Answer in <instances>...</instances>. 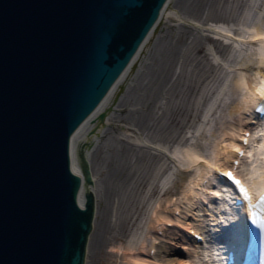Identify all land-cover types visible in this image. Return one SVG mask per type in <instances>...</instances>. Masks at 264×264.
<instances>
[{
  "label": "water",
  "instance_id": "95a60500",
  "mask_svg": "<svg viewBox=\"0 0 264 264\" xmlns=\"http://www.w3.org/2000/svg\"><path fill=\"white\" fill-rule=\"evenodd\" d=\"M166 2L0 0V264H85L96 202L71 138Z\"/></svg>",
  "mask_w": 264,
  "mask_h": 264
},
{
  "label": "bare ground",
  "instance_id": "6f19581e",
  "mask_svg": "<svg viewBox=\"0 0 264 264\" xmlns=\"http://www.w3.org/2000/svg\"><path fill=\"white\" fill-rule=\"evenodd\" d=\"M222 1L223 0H184L181 3L187 17L191 19L198 20L204 18L207 21H221L222 18L226 20L229 16L228 9L220 4ZM176 5L177 0L167 1L163 13L161 14L162 16L159 19V23L155 29L147 35L148 37H146L142 43L138 53L121 75V78L116 81V84L112 87L108 96L104 98V101L99 105L97 110H95L93 115H91V117L78 129V132L73 135L72 151L74 156L72 165L76 173L78 172L82 175V169L79 165L77 155L80 150L86 154L88 162L91 163L90 154H87L85 148L89 146V143L92 144L97 141L98 137L103 134L104 127L107 124L110 125L116 121V119L120 120L121 114H130L128 106H125L123 102L115 106L117 113L114 118L109 117V111L114 108L115 101L122 87L131 80L139 63L142 62L145 57L147 58L148 53H152L153 50L156 57L154 58L155 60L150 63L153 64V66L151 67V72L147 74L148 80H146V83L143 82L141 84L137 98L133 99L131 103V105H133L132 111L136 110V116L130 121L129 129L139 135L147 131V136L151 139V142H163L167 144V142L174 140V135L172 134H174L177 129L184 127V125L189 123L194 117L193 112L186 110L184 105L177 103L175 105L176 107L171 112L169 125L165 126L164 129H162L163 126L158 128V121H153L150 118V116H152L150 111L153 109L152 107L155 104L154 102L156 101L157 94L161 93L164 95V91H167L165 90L166 85L168 81H170L169 79H171L169 73L180 59L179 52L182 54L181 50H185L183 46L185 43L183 44L181 41H186L190 38L188 34L184 37L183 35H179L175 37L174 41H171V44L162 49L158 47L156 49L153 48V46L151 48L159 24L164 20L163 18L166 13L174 9ZM205 12L206 17L202 15ZM194 26L199 29L201 25L194 24ZM236 35L238 39H242V41L247 40L244 34L236 33ZM246 35L256 40L258 43H261V46L258 48L260 59L256 60V62H252L251 59H249L252 57V54L246 56V61L243 62L242 60L239 64L240 66L237 68L238 71L233 77V90H235L236 96L231 100L228 106V119L223 121L219 129L215 130L217 132L212 134L213 137H210V143L207 145L208 147L187 146L183 148V160L186 166L184 168H177L175 179L172 181V185L164 192L165 196L163 199L158 200L149 208L147 212V218L149 219L146 222L147 228L144 237H142L138 243L130 242L120 245V247L116 249L115 247H113V249L111 248L112 250H110V253L112 257L115 255L113 254L115 250L119 251L120 249L121 255L120 257L118 256V258L121 264H185L193 258L196 260L199 259L201 262L203 258L212 260L210 257L214 254L212 251V249H215L214 243L209 244L211 250L205 247L202 248V246L199 247L200 245L194 240L190 232L191 229H193V231L199 230L204 233L203 235H205V238L207 235L210 239L214 236L213 238L215 240L221 241V236L226 235V233L223 232L222 222L226 223L228 226L236 222L234 207L231 206V203L223 199L221 203L218 204L215 199H213L212 195H210L214 187L216 185L220 186L221 184L218 179L219 171L225 172L228 168H232L233 159L240 160L242 163L241 171L246 181L250 183L251 189L258 193L264 190V118H258L257 113L254 112L255 105L261 99L264 100V22L257 23L255 28ZM222 36H224V34H222ZM204 39H206L205 41L208 43H213L218 53H226L229 49L228 46L232 43L229 38L227 39L228 43L224 42L223 45L220 39L211 35H204ZM187 42L188 41H186V43ZM181 43L182 45L178 46ZM154 46L156 47V45ZM178 49H180L179 52ZM210 54L211 53L204 48V44L199 42L196 37L192 39L190 43L188 42L182 66H185V63L189 61L193 65L192 74H190L191 76L188 79H185V83L182 84L177 92L172 90L177 83L175 80V83L171 86L168 97H172L174 92L180 96L193 95L195 100L202 97L203 91L198 88L199 81L201 80L200 78L202 77L200 73L204 69V63L210 60ZM180 77L181 74H179L177 80H179ZM100 113H106L105 120L101 121L99 119L98 115ZM122 120L125 119L123 118ZM255 121L256 124H254ZM156 130L158 132L154 134ZM248 131L251 132L248 138L250 143L244 144L243 139L246 137L245 132ZM127 146L126 149H121L122 153L119 154V158H117V162L115 163L119 165L117 167H120L121 162L124 161V158L129 153L132 155L130 158L131 160L134 158L136 159L135 164L142 161L143 165L133 170V168H130L126 163L124 164L125 169L123 175L131 179L125 187L129 189V193L131 194L128 202L130 204L128 207L129 209L124 210L126 214L123 216L121 223L123 226H126L127 223L129 224L134 218L132 211L135 206V197L138 195L141 197L143 192L144 194L142 197L144 201H148L150 199L149 196L153 197L154 194L159 191V186L158 184L151 185V177L155 180L161 179L166 168L170 167L164 162L167 167L162 170L163 172L161 173L159 170L164 167V164L156 170L157 163L159 162V153L142 150V148L134 144L131 145L128 143ZM241 150L244 154L240 157L238 152ZM107 161L108 160L105 158V161H103L104 163L98 167L100 168L99 171L111 167L110 162ZM113 169L116 170V166ZM122 182L124 183L125 180H120L121 185ZM106 187L102 194L106 196V198L109 196V199H111L113 195L109 194L110 191ZM89 188L92 189L95 194L97 208L96 218L93 221L94 228L92 234L89 236V244L87 246V252L89 253L86 256V261L88 262L89 258L91 260L96 257L100 258L101 256L105 261L110 260L111 254L105 250V247L107 246L106 244L111 241L109 240V236H111L109 232L111 231L109 225H106L104 222V207L103 209L101 208V217L97 220L100 202H98L97 197L99 195V189L95 183L92 186L83 185L80 192V199L83 202L84 192ZM146 188L147 190L145 191ZM216 191L220 196L229 197L228 193H223L219 190ZM107 193L109 194L108 196L106 195ZM122 202L123 199L119 197L120 215L123 213ZM144 205L145 202L142 207H144ZM222 207L224 208L223 211L221 209ZM158 240H160V243L157 244ZM153 248H159L161 250L159 251L160 253L158 254L155 252L152 254Z\"/></svg>",
  "mask_w": 264,
  "mask_h": 264
},
{
  "label": "rangeland",
  "instance_id": "374dc122",
  "mask_svg": "<svg viewBox=\"0 0 264 264\" xmlns=\"http://www.w3.org/2000/svg\"><path fill=\"white\" fill-rule=\"evenodd\" d=\"M184 0H177L176 9H172L168 11L164 16V20L159 24V28L155 32L154 41L151 45V48H160L166 47L171 44V41L175 40V37L179 35H183V37L188 34L190 38H188L189 43L192 39L197 38L199 42L204 44V48L209 51L210 60L204 63V69L201 71L202 77L199 81V89H202L203 95L199 97L198 100L194 99L193 95H178L176 92L180 89L183 83H185V79H188L192 74L193 65L187 61L185 66L183 65V60L185 59V50L188 45L185 40L181 41L184 45L185 50H181L182 54L179 52V61L175 67H173L169 73V79L166 85V92L164 91V95L161 93L157 94L155 104L153 105L152 111L150 113L151 120L158 121V128L169 125V119L171 117L172 110L176 107L177 103L184 105L186 110L193 112V118L189 121V123H185L184 127L177 129L174 134V140H171L165 143L160 142H151V139L148 138L147 131L144 133L135 134L133 130H130V121L136 116V110L132 111L133 105H131L133 99H136L139 94V88L143 82L146 83L148 80L147 74L151 72V67L153 64H150L154 61L156 55L154 54V50L152 53H148V57L144 58L142 62L139 63L138 67L135 69L134 74L129 82L124 85L118 94V98L115 101L114 108L110 109L109 117L114 118L116 112V105L121 103H125V106H128V111L130 114H121V119H116V121H112L110 125L107 124L104 127V132L101 136L98 137L97 141L94 143H89V146L85 148L87 154H90L91 168L94 173L95 185L99 189L98 202L99 203V213L97 214V220L101 217V208H105V217L104 222L106 225H109V240H111L105 250L110 253V250L113 247L119 248L120 245L133 243L142 239L146 234V222L149 218H147L148 210L155 202L158 200H162L164 192L167 188H169L172 184V181L175 179L177 168L185 167L186 163L183 160V148L187 146H207L210 143V137H213L212 134L217 132L215 130L219 129L221 123L228 119V106L231 103V100L235 98V90H233V77L234 74L237 73V68L240 66L239 64L246 61L247 57L252 55L249 59L252 62H256L259 60L260 53H258V48L261 46V43L257 41H252L251 37H248L246 34L251 32L253 28L259 22H264V0H223L220 4L224 5L225 8L228 9L229 16L225 20L222 18L221 21H210L203 19H191L187 17L186 12H184L182 8V3ZM173 14V15H172ZM206 17V12L202 14ZM194 24L201 25L199 29H197ZM230 32L231 36L233 34H244L247 40L244 41H235L232 38V43L228 46L229 49L224 52H216V49L213 46V43H208L204 39V35H211L217 39H220L222 44L227 42V37L222 36L225 32ZM237 36V35H236ZM179 44L178 46L182 45ZM156 45V47L154 46ZM179 48V47H178ZM173 70V71H172ZM205 72V73H204ZM204 73V74H203ZM179 74L181 77L177 80ZM147 76V77H146ZM146 77V78H145ZM168 77V76H167ZM175 87L172 89L176 92L172 94V97H168L169 91L171 90V86L175 83ZM121 113V112H120ZM118 113V114H120ZM125 120H122V119ZM134 123V122H133ZM131 123V124H133ZM158 131L156 130L154 134ZM135 145L137 147L142 148V150L151 151L155 153H159V162L157 163L158 170L164 162L170 166L166 168V163L164 167H162L159 171L162 173L165 168L164 174H162V178L154 179L151 177L150 182L151 185L158 184V192L154 194L153 197L149 196V203L147 200L144 201L143 194L142 198L140 195L135 198V206L132 213L134 214L133 220L126 226H123L122 220L124 210H128L130 204L129 189L125 187L128 182L131 181L130 177H125L123 175V171L126 165L133 168V170L142 167L143 163L135 164V158L130 159L132 155L129 153L124 161L121 162L120 167L116 165L117 158H119V154H121L123 148H127V144ZM208 147V146H207ZM106 160L110 162L111 167L103 169L99 171L98 168L101 164H103ZM129 160V161H128ZM128 161V162H127ZM134 163V165H133ZM116 166V170L113 168ZM122 171V172H121ZM117 178V179H115ZM119 178V180H118ZM115 179V180H112ZM120 180H125L120 184ZM107 186V187H106ZM107 188L108 193L112 196L109 199V194L103 196L102 192ZM148 188V186H147ZM145 189V191L147 190ZM119 197L123 199L122 209L123 213L119 214ZM145 202L144 207L143 203ZM129 204V205H128ZM127 206V208H126ZM122 217V218H121ZM96 220V221H97ZM98 222V221H97ZM112 248V249H111ZM159 249V248H158ZM156 251V253H160V249ZM111 254V253H110ZM115 255L111 254L110 260H103L102 256L95 259H88L87 264H121L118 256L120 257V249L119 251L115 250Z\"/></svg>",
  "mask_w": 264,
  "mask_h": 264
},
{
  "label": "snow or ice",
  "instance_id": "6c2138e0",
  "mask_svg": "<svg viewBox=\"0 0 264 264\" xmlns=\"http://www.w3.org/2000/svg\"><path fill=\"white\" fill-rule=\"evenodd\" d=\"M226 175H228L231 179L234 180V182L240 187L241 191H243L245 193V195L247 196V191L246 189H244L243 185L241 184V182L239 180H236L235 177L232 176V173H226ZM261 200L264 201V197H261Z\"/></svg>",
  "mask_w": 264,
  "mask_h": 264
}]
</instances>
